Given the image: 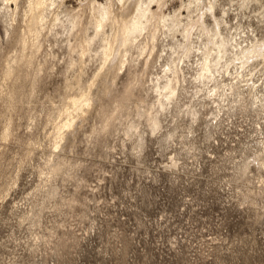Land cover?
<instances>
[{
    "label": "clouds",
    "instance_id": "clouds-1",
    "mask_svg": "<svg viewBox=\"0 0 264 264\" xmlns=\"http://www.w3.org/2000/svg\"><path fill=\"white\" fill-rule=\"evenodd\" d=\"M0 264H264V0H0Z\"/></svg>",
    "mask_w": 264,
    "mask_h": 264
}]
</instances>
